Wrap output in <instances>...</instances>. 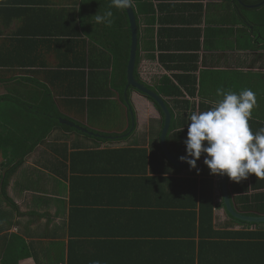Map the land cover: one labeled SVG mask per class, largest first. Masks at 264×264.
I'll return each mask as SVG.
<instances>
[{
    "label": "crops",
    "instance_id": "crops-1",
    "mask_svg": "<svg viewBox=\"0 0 264 264\" xmlns=\"http://www.w3.org/2000/svg\"><path fill=\"white\" fill-rule=\"evenodd\" d=\"M144 1L153 3L156 12L146 18L133 3L139 23L136 78L165 102L189 101L195 112L201 104L203 112L222 99L218 88L236 93L251 89L257 106L249 125L264 128V0ZM107 9L106 0H0V56L8 60L0 65V97L8 98L7 115L24 117L23 126L27 117L40 115L33 109L47 103L50 94L56 112L67 118L62 123L68 120L83 129L70 124L82 134L55 129L9 173L15 166L12 157L0 153V264L123 263L128 256L119 242L126 232L127 212L137 215L135 221L144 215L141 225L152 229L153 241L160 245L172 243L178 231L169 216L163 224L154 223L156 208L148 206L157 200L154 186L137 195L122 189L111 194L104 176L77 173L86 166L70 163L75 152L85 150L150 149L161 130L162 114L146 95L132 91L134 109L128 107V92L123 98L109 80L114 65L111 42L119 30L108 32L94 16ZM146 71L150 77L145 79ZM170 82L182 96H169ZM173 106L169 103L174 111ZM182 112L187 118L192 113L190 108ZM24 133L28 139L30 134ZM104 134L129 137L103 139ZM203 161L197 169L179 173L156 160L147 176L191 177L203 169ZM104 167L110 168L101 164L97 169ZM215 176L220 182L221 175ZM255 180L264 184V179ZM248 186L250 194H264V188L250 190L251 177ZM229 188L238 210L231 180ZM226 212L215 209L217 229L245 230ZM252 213L249 216H264ZM165 255L153 254L147 264L164 262L169 259Z\"/></svg>",
    "mask_w": 264,
    "mask_h": 264
},
{
    "label": "trees",
    "instance_id": "trees-1",
    "mask_svg": "<svg viewBox=\"0 0 264 264\" xmlns=\"http://www.w3.org/2000/svg\"><path fill=\"white\" fill-rule=\"evenodd\" d=\"M134 3H136V9L140 14L143 13L144 17L154 16L156 11L153 3H147L144 0H134ZM106 4H108L107 10L110 9L113 12L114 22L111 26L105 23L103 25L108 28V32L113 30L114 27L119 30L117 39L111 42V44H114L110 48V53L114 57V65L112 66V76L108 77L112 86L124 98L132 43L130 21L126 10L110 8L111 0H106ZM108 35L112 37L111 34ZM6 61L8 60L5 58L2 60V56H0V65H5ZM171 85L172 91L168 93L169 96H182L179 88L174 84ZM87 87L91 89L89 85ZM148 88L153 90L149 86ZM132 91H135V89L130 88L128 91L129 102L127 106H132L134 109L133 103L130 101ZM46 96L47 103H40L33 109L35 112L38 111L40 115L27 117L23 126L20 122L24 117L7 115L8 98L0 97V153H3L5 159H11L12 157L11 166L15 164V166L7 169L8 173L14 170V167L23 164L27 156L44 144L55 129H65L82 134L78 129L71 128L69 124L62 123L61 120L67 118L56 112V108L51 98H49L50 94ZM146 97L155 104L162 114L161 130L158 133L155 147L150 149L129 147L119 150H85L75 152L70 159L73 166L76 161L81 163V166H86V169H82L77 173L104 176L103 180L108 185L111 194L117 189H122L128 192L129 195H137L141 194L140 190L145 193L154 186L157 200L148 205L156 208L153 212L155 213L154 223L156 225L164 223L169 220L167 218L169 216L173 221L168 222L177 226V233L172 235L174 240H170L173 242L160 245L157 241H153L156 237H154L155 234L152 229L149 226L141 225L144 215L140 220L135 221L137 215L127 212L129 219H127L126 232L122 235V242H119V246L122 247V252L127 254L128 260L120 264H147L148 259L153 254L158 255L160 253L166 254L164 258L169 259L152 264H264V223L242 222L226 212L233 223L244 226L245 230L230 231L216 228L215 209L226 208L220 191L221 183L215 182L216 176L211 174L210 169L205 164L201 165L203 169L199 172V174L202 173L199 179L197 177L199 176L198 172L187 178L147 176L148 166L155 165L156 160L166 162L167 164H165L168 167L179 173L191 168L189 165L185 167L175 166L165 157L160 142L164 126V114L152 98ZM166 103L168 106L169 103L174 105L175 108L174 111L170 108L174 121L168 136V145L172 154L179 159L181 156L186 155L184 141L187 138L188 131V118L182 111L186 112V109L190 108L192 112H195L196 106L189 101L182 100H171ZM203 108L204 105L201 104L200 112ZM250 128L253 133L260 130L251 125ZM24 132L30 134L28 139ZM104 136L106 137H103V139L110 137L114 140H126L129 137L125 134L122 136L104 134ZM98 139L103 141L101 137ZM11 140L17 141V144H11ZM24 141L26 143H22ZM10 145L14 147L11 148ZM78 158L80 160L84 159V163L79 161ZM204 158L202 155L200 160L197 161V165ZM101 164H104V166L108 164L110 168L97 169V166L99 167ZM90 171L92 173H89ZM89 176L91 177V175ZM250 177V190L264 188V184L257 183V180H255V174H251ZM249 178L239 183L232 181V192L237 194L234 197L235 204L238 205V210L240 209L241 213L247 216L256 214L252 212L264 214V194L249 193ZM217 190L221 193L219 203L216 200ZM125 195L127 194L125 193ZM131 203L134 205V202H128L127 204L130 205ZM135 205L140 204L135 203ZM73 217L72 215V225L74 224ZM253 226L257 229L251 230ZM196 239L198 240L196 241ZM119 246L115 244L114 249L117 250Z\"/></svg>",
    "mask_w": 264,
    "mask_h": 264
},
{
    "label": "clouds",
    "instance_id": "clouds-1",
    "mask_svg": "<svg viewBox=\"0 0 264 264\" xmlns=\"http://www.w3.org/2000/svg\"><path fill=\"white\" fill-rule=\"evenodd\" d=\"M133 3L134 0H111L110 8L126 10ZM94 16L97 23L111 26L114 22L110 9ZM216 94L222 99L213 107L188 116L186 155L179 159L197 169V161L203 155L211 174L227 175L236 183L247 180L251 174L264 179V128L253 133L249 125L257 106L256 93L251 89L236 93L218 88Z\"/></svg>",
    "mask_w": 264,
    "mask_h": 264
},
{
    "label": "water",
    "instance_id": "water-1",
    "mask_svg": "<svg viewBox=\"0 0 264 264\" xmlns=\"http://www.w3.org/2000/svg\"><path fill=\"white\" fill-rule=\"evenodd\" d=\"M126 12L128 14L130 21L132 43H131V51H130V60L127 69V86L125 89V95L127 96L128 90L130 88H133L139 91L140 93L152 98L159 105V107L161 108L164 114V126L162 128L161 137H160L163 153L171 164L179 167H185L188 164L176 158L168 147V136L172 127V114L170 112L169 106L157 92L149 89L145 83L140 82L136 78L137 55L139 50V23L134 6L132 8L126 9ZM63 123L70 124L80 130H83L82 128L76 126L72 122L64 120ZM220 183H221V191H222L226 210L233 218L247 223H255V224L264 223V216H247L245 214L240 213L235 208L230 194V188H229L230 179L228 178L227 175H221Z\"/></svg>",
    "mask_w": 264,
    "mask_h": 264
},
{
    "label": "rangeland",
    "instance_id": "rangeland-1",
    "mask_svg": "<svg viewBox=\"0 0 264 264\" xmlns=\"http://www.w3.org/2000/svg\"><path fill=\"white\" fill-rule=\"evenodd\" d=\"M145 79L150 77V74L146 71V74H144Z\"/></svg>",
    "mask_w": 264,
    "mask_h": 264
},
{
    "label": "built area",
    "instance_id": "built-area-1",
    "mask_svg": "<svg viewBox=\"0 0 264 264\" xmlns=\"http://www.w3.org/2000/svg\"><path fill=\"white\" fill-rule=\"evenodd\" d=\"M146 73V72H145Z\"/></svg>",
    "mask_w": 264,
    "mask_h": 264
}]
</instances>
